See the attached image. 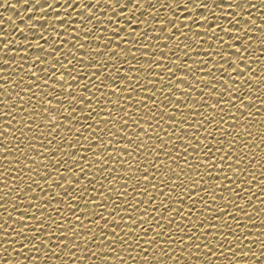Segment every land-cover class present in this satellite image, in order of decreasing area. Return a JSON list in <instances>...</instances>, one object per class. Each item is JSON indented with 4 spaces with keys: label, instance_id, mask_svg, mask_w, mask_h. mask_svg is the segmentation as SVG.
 Masks as SVG:
<instances>
[{
    "label": "snow or ice",
    "instance_id": "6c2138e0",
    "mask_svg": "<svg viewBox=\"0 0 264 264\" xmlns=\"http://www.w3.org/2000/svg\"><path fill=\"white\" fill-rule=\"evenodd\" d=\"M0 9L2 264H264V0Z\"/></svg>",
    "mask_w": 264,
    "mask_h": 264
},
{
    "label": "bare ground",
    "instance_id": "6f19581e",
    "mask_svg": "<svg viewBox=\"0 0 264 264\" xmlns=\"http://www.w3.org/2000/svg\"><path fill=\"white\" fill-rule=\"evenodd\" d=\"M0 13H3V15L5 17L9 16V15H13L15 17L16 13L12 12L11 9H0ZM17 23H19V21H17ZM259 23V21H258ZM4 28H8V22L6 21L4 25H0V29H4ZM9 33L11 36H15L16 38H20L19 33L14 32L12 29L9 28ZM5 43V41L0 40V44ZM41 43H43V41H41ZM9 59H11L10 57H8ZM255 219V217H253ZM16 256V253L13 252V258ZM5 259H8L7 256H5ZM0 264H2V261H0Z\"/></svg>",
    "mask_w": 264,
    "mask_h": 264
}]
</instances>
